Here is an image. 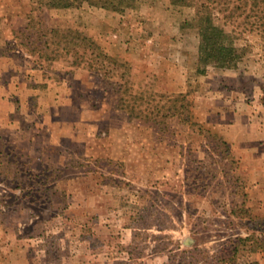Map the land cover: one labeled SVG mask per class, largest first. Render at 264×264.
<instances>
[{
    "label": "rangeland",
    "instance_id": "obj_1",
    "mask_svg": "<svg viewBox=\"0 0 264 264\" xmlns=\"http://www.w3.org/2000/svg\"><path fill=\"white\" fill-rule=\"evenodd\" d=\"M90 1L0 0V264H264L259 10Z\"/></svg>",
    "mask_w": 264,
    "mask_h": 264
},
{
    "label": "trees",
    "instance_id": "obj_2",
    "mask_svg": "<svg viewBox=\"0 0 264 264\" xmlns=\"http://www.w3.org/2000/svg\"><path fill=\"white\" fill-rule=\"evenodd\" d=\"M55 2V0H53ZM61 1V0H59ZM100 6L102 7H111L115 8V5H112L114 0H98ZM97 1V2H98ZM118 4L121 2L132 1V0H116ZM173 2H178L182 0H172ZM251 3L259 10L260 12V22L264 24V0H250ZM95 2L91 0L90 3ZM71 3H61L59 6L67 7ZM262 4L261 7H259ZM56 6V3H55ZM260 8V9H259ZM198 28H199V50L205 58H210V60H214L216 63L223 62V65H232L233 60L236 56H238L240 50L242 48L236 47L233 44L222 43L220 41L222 30L213 24L210 16L201 15L198 17ZM224 36V30H223ZM224 38V37H223ZM223 53V55H221Z\"/></svg>",
    "mask_w": 264,
    "mask_h": 264
},
{
    "label": "crops",
    "instance_id": "obj_3",
    "mask_svg": "<svg viewBox=\"0 0 264 264\" xmlns=\"http://www.w3.org/2000/svg\"><path fill=\"white\" fill-rule=\"evenodd\" d=\"M62 84V83H61ZM20 85H22V82L20 83ZM62 87V86H61ZM63 87L65 88V87H69L68 86V84L65 86V85H63ZM69 97L68 96H66V99H68ZM24 100V99H23ZM22 99H21V101H23ZM55 101V103H50V104H55V105H57V106H60L61 104H63V103H61L63 100H64V96H61V95H59L58 97H57V100H55V97H52L51 98V101ZM263 143H264V140H263ZM264 149V148H263ZM260 157V156H259ZM260 170V169H259ZM263 170V169H262ZM262 172H264V171H262ZM261 172V170H260V173H259V176H262V173ZM264 186V184L262 183V184H259L258 185V188L259 189H262V187Z\"/></svg>",
    "mask_w": 264,
    "mask_h": 264
}]
</instances>
